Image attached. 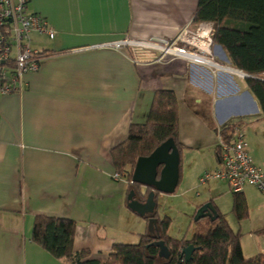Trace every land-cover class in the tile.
<instances>
[{"label":"crops","instance_id":"1","mask_svg":"<svg viewBox=\"0 0 264 264\" xmlns=\"http://www.w3.org/2000/svg\"><path fill=\"white\" fill-rule=\"evenodd\" d=\"M28 1V13L48 21L57 37L51 41L33 34L38 41L31 39V47L50 57L37 73L25 76L21 93L0 96V264H68L34 243L38 216L74 221V250L106 261L116 244H125L134 235L127 223L120 226L123 218L128 222L127 213H134L127 206L128 184L114 179L111 150L126 141L131 125L147 121L155 93L173 91L178 100L187 99L186 107L188 102L204 105L201 98L206 90L223 92L215 98L211 114L204 117L210 129L218 127L217 134L233 121L234 113L246 109L247 100L257 102L246 85L237 89V82H244L237 74L162 57L144 47L110 48L123 40L174 41L193 25L199 0ZM214 49L218 63L234 70L223 49ZM194 117L201 120L197 114ZM179 118L181 123V106ZM258 121L254 127L262 123ZM203 129L204 136L211 135L204 148L209 151L214 148V131L208 126ZM256 135L252 143L244 139L253 162L264 170V144ZM179 137L188 148L184 144L192 141L182 134ZM195 140L198 143L201 136ZM219 140L216 148L223 144ZM207 157L205 164L215 159L216 165L204 167L196 180L221 167L216 152ZM188 179L195 180L180 168L179 184L185 181L192 192L196 187ZM223 184L226 187L210 188L199 209L211 203L226 217L242 235L246 259L264 256V194L245 188L249 220L238 223L232 212L233 196ZM224 200L232 205L226 213L220 207Z\"/></svg>","mask_w":264,"mask_h":264},{"label":"trees","instance_id":"2","mask_svg":"<svg viewBox=\"0 0 264 264\" xmlns=\"http://www.w3.org/2000/svg\"><path fill=\"white\" fill-rule=\"evenodd\" d=\"M195 24L216 25L214 47L223 49L230 66L249 76H264V0H199L194 17ZM247 92L260 108L264 120V81L255 78L243 79ZM243 119L232 121L218 130L223 144H230L234 131L242 126ZM179 100L173 91L161 90L154 95L147 121L131 125L124 143L111 150V162L116 174L128 184L129 193L145 203L154 191L152 188L133 183L136 165L140 159L151 157L168 141H174L180 154L184 147L179 141ZM221 146L216 148L220 156ZM160 193L156 192V201ZM232 212L238 223L249 220L248 203L244 195L233 194ZM159 207L153 217L158 221L153 234L140 236L136 245L116 244L106 261L91 257L90 252H76L73 238L76 223L68 219L38 216L35 219L33 241L54 259L68 264H187L182 251L190 246L196 250L189 264H264V256L246 259L241 246L240 233H236L224 215L212 221L195 222L191 238L177 240L169 235L172 220L159 217ZM192 221L194 222L195 216ZM149 219H146L148 221ZM165 242L171 258H159L156 242Z\"/></svg>","mask_w":264,"mask_h":264},{"label":"built area","instance_id":"3","mask_svg":"<svg viewBox=\"0 0 264 264\" xmlns=\"http://www.w3.org/2000/svg\"><path fill=\"white\" fill-rule=\"evenodd\" d=\"M28 0H0V96L21 93L24 78L37 73L50 57L31 47V36H47L53 41L57 32L41 16L28 13ZM216 25L195 24L185 28L172 42H132L123 40L110 44L114 51L125 46L144 47L157 51L162 57L181 58L187 63L204 66L211 71L229 69L218 63L214 55ZM230 144H221L220 169L205 173L199 180L201 186L211 182L226 183L232 194L244 195L247 186L264 194V170L258 167L248 153V144L237 128ZM116 181H124L119 174Z\"/></svg>","mask_w":264,"mask_h":264},{"label":"rangeland","instance_id":"4","mask_svg":"<svg viewBox=\"0 0 264 264\" xmlns=\"http://www.w3.org/2000/svg\"><path fill=\"white\" fill-rule=\"evenodd\" d=\"M213 24V23H211ZM36 38V35L31 36V39L33 40ZM38 41V38H36ZM36 41V42H37ZM216 51V49H214ZM216 58V57H215ZM217 62H221L220 59L216 58ZM227 61V59H226ZM229 61V60H228ZM254 77V76H252ZM258 77V76H257ZM257 79H261L264 81V76L258 77ZM237 82V81H236ZM245 83L244 82H237V89H245ZM207 95L203 96L201 100L203 101L202 106H197L194 104H191V102H188L190 104L186 105L184 107L186 98L179 100V106H181V123H180V134L185 135L188 139H190L192 142L185 143L188 148H185V150L180 154L181 156V166L180 168H183L184 173L189 175V178L193 176L192 179H188L187 182H193V185L196 187V189L192 192H189V188H187L186 182L181 180L180 184L178 185V188L176 192L173 195H164L160 194L157 198V205L159 207V217L161 219H164L166 217H169L172 220V226L170 228L169 235L177 240H181L183 238H191L196 230L195 227V220L192 221V217L196 216L199 211V206L204 203L208 198V193L210 191V188H215V185H221L223 187H226L223 183H211L210 186L202 187L199 183V180H196V176L200 171H204V167L206 168H212L215 167L216 161L213 159L211 162L210 160L207 162L206 159H208L207 154L212 152V154L215 156V149L216 146L220 143L219 136L216 132L218 127H212L210 126V122L207 121L204 117L208 115V112L211 114V109L213 107V104L215 102V98H219L220 95L223 94V92L219 91H205ZM208 96V97H207ZM182 97V96H180ZM253 101V100H252ZM251 100H247L248 104L246 106V109H242L232 115L233 121L243 119L244 123L241 126V130L243 132V135L248 142H253V138H257V133H259L258 139L264 144V137L262 135L264 134V120L260 117V110L257 105V103H253ZM192 111V113L190 112ZM203 113L201 114V112ZM258 111V112H257ZM194 114L199 115L201 120L196 121V117H194ZM195 118V119H194ZM261 119L260 124L255 125L257 122H260L258 120ZM208 126L209 130L214 131L212 132V135L214 136L215 144L214 148L210 149L209 151L205 150V144L207 141H210V136L206 137L205 131L203 127ZM201 136V140L197 143L196 140L193 141V139H196L197 137ZM181 138L179 137V140ZM181 141V140H180ZM211 172V171H209ZM207 173V172H206ZM209 185V184H208ZM193 186V187H194ZM229 192V189H228ZM230 193V192H229ZM200 194L202 197H197V195ZM230 196L231 193H230ZM218 203V202H217ZM231 200L226 201L224 200V203L220 205L221 211L223 213H226L231 208ZM129 212V211H128ZM128 215V222L126 221V218H123L122 221H120V226H124L127 223V230L134 233V235H130L131 239L125 240V244H131L136 245L140 241L138 237V234L141 233V235H145L147 232L150 233L149 224L142 218L132 214L127 213ZM140 225H137V223ZM118 236L121 238L122 236L118 234ZM133 236V237H132Z\"/></svg>","mask_w":264,"mask_h":264},{"label":"water","instance_id":"5","mask_svg":"<svg viewBox=\"0 0 264 264\" xmlns=\"http://www.w3.org/2000/svg\"><path fill=\"white\" fill-rule=\"evenodd\" d=\"M229 63V61L227 60ZM236 71V70H235ZM242 78H258L257 76H249L237 71ZM180 166L181 156L174 141H168L163 144L154 154L146 159H140L136 165L133 183L144 186L145 188H152L154 191L148 196L145 203H141L136 199V194L131 191L128 196V209L142 219H149L150 235L156 231L158 221L153 217L156 214L157 202L156 192L164 195H173L179 185L180 181ZM219 214L213 204H208L199 209L195 216V222L203 219H211L215 221ZM154 247L159 249V258L169 261L171 253L165 242H156ZM195 248L190 246L182 251V256L185 262L189 264L193 259Z\"/></svg>","mask_w":264,"mask_h":264},{"label":"bare ground","instance_id":"6","mask_svg":"<svg viewBox=\"0 0 264 264\" xmlns=\"http://www.w3.org/2000/svg\"><path fill=\"white\" fill-rule=\"evenodd\" d=\"M223 71L228 72V73H232V74H237V75H239L237 71L232 70V69H225V70H223Z\"/></svg>","mask_w":264,"mask_h":264}]
</instances>
